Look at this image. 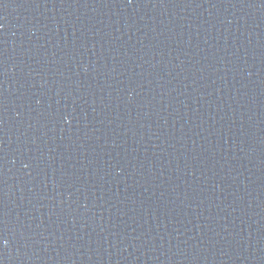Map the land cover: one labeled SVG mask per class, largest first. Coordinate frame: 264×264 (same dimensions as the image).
I'll return each instance as SVG.
<instances>
[{
	"label": "water",
	"instance_id": "1",
	"mask_svg": "<svg viewBox=\"0 0 264 264\" xmlns=\"http://www.w3.org/2000/svg\"><path fill=\"white\" fill-rule=\"evenodd\" d=\"M0 264H264V0H0Z\"/></svg>",
	"mask_w": 264,
	"mask_h": 264
}]
</instances>
